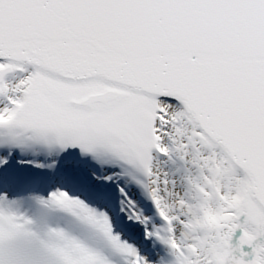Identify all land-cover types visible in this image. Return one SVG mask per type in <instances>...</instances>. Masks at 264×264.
<instances>
[{
	"label": "snow or ice",
	"instance_id": "obj_1",
	"mask_svg": "<svg viewBox=\"0 0 264 264\" xmlns=\"http://www.w3.org/2000/svg\"><path fill=\"white\" fill-rule=\"evenodd\" d=\"M0 264H264V0H0Z\"/></svg>",
	"mask_w": 264,
	"mask_h": 264
}]
</instances>
